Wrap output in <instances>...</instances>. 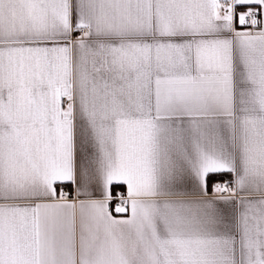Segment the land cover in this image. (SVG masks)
I'll list each match as a JSON object with an SVG mask.
<instances>
[{
	"label": "snow or ice",
	"instance_id": "obj_1",
	"mask_svg": "<svg viewBox=\"0 0 264 264\" xmlns=\"http://www.w3.org/2000/svg\"><path fill=\"white\" fill-rule=\"evenodd\" d=\"M0 264H264V0H0Z\"/></svg>",
	"mask_w": 264,
	"mask_h": 264
},
{
	"label": "crops",
	"instance_id": "obj_2",
	"mask_svg": "<svg viewBox=\"0 0 264 264\" xmlns=\"http://www.w3.org/2000/svg\"><path fill=\"white\" fill-rule=\"evenodd\" d=\"M210 188H211V184H210Z\"/></svg>",
	"mask_w": 264,
	"mask_h": 264
},
{
	"label": "trees",
	"instance_id": "obj_3",
	"mask_svg": "<svg viewBox=\"0 0 264 264\" xmlns=\"http://www.w3.org/2000/svg\"><path fill=\"white\" fill-rule=\"evenodd\" d=\"M217 179H218V177H217Z\"/></svg>",
	"mask_w": 264,
	"mask_h": 264
}]
</instances>
